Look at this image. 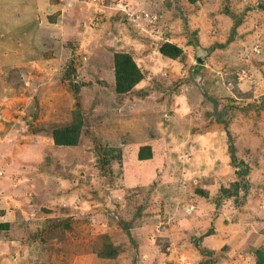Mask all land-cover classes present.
Here are the masks:
<instances>
[{
  "label": "rangeland",
  "instance_id": "obj_1",
  "mask_svg": "<svg viewBox=\"0 0 264 264\" xmlns=\"http://www.w3.org/2000/svg\"><path fill=\"white\" fill-rule=\"evenodd\" d=\"M193 39L221 47L200 64ZM116 53L144 73L130 92ZM263 99L264 0H0V162L29 170L0 264H200L196 240L212 264H257Z\"/></svg>",
  "mask_w": 264,
  "mask_h": 264
},
{
  "label": "trees",
  "instance_id": "obj_2",
  "mask_svg": "<svg viewBox=\"0 0 264 264\" xmlns=\"http://www.w3.org/2000/svg\"><path fill=\"white\" fill-rule=\"evenodd\" d=\"M194 1V0H192ZM184 17V15L182 14ZM233 26H232V34H236L238 27L241 25V18L239 16H233ZM160 52L162 55L169 57L171 59H175L179 56L181 49H179L176 45H173L171 43L166 42L162 45L160 48ZM114 62H115V72H116V82H117V90L120 93H126L130 92L132 88L138 84L144 77V73L140 70L132 56L128 53H116L114 56ZM206 98L209 100H212L214 104L217 106L218 101L213 97H210L209 95L205 94ZM264 104V99H263ZM216 117L218 121H221L225 124V127L227 129V122L223 119H220L219 111L216 109L215 111ZM72 131V135H67L65 137L66 131L62 132L60 135L62 139L55 135L54 142L56 145H76L77 144V138L79 134L78 127H74ZM229 134V132H228ZM229 136V135H228ZM231 140V136L229 137ZM234 144L230 143L229 146V152L231 153V160L232 163L238 167V176L241 179V186L245 188L246 192L248 190V183L246 182V178L249 175L250 169L246 166H242L241 162H239L235 155V148ZM219 205V202L218 204ZM123 228L125 229L128 236L131 238L132 241L133 235L131 233V227L127 223H123ZM9 225L7 224H0V229L8 228ZM213 234V230L210 229L207 233L202 234V239H204L207 236H210ZM195 246L199 249L201 254L204 257H208V259L202 261L200 264H212L213 262L210 260H213L211 257L213 256V251L204 249V247L199 244V240H196ZM258 256V260L256 261L257 264H264V254L260 253L259 251L256 253Z\"/></svg>",
  "mask_w": 264,
  "mask_h": 264
},
{
  "label": "crops",
  "instance_id": "obj_3",
  "mask_svg": "<svg viewBox=\"0 0 264 264\" xmlns=\"http://www.w3.org/2000/svg\"><path fill=\"white\" fill-rule=\"evenodd\" d=\"M11 140H12V142H10V146L15 147V145H13V142H14L13 140H15V139H11ZM0 158H2V157H0ZM21 165L22 164L16 163L12 160H5L4 162L3 161L0 162V176H2L1 178H4L6 180L7 179L11 180L10 185L7 187V185H8L7 182L4 181L3 179H0V182H1L0 183V210L1 211L5 210V208H6L5 198H10L11 203H12V201H14L15 204L18 203L19 197L17 196V192L22 190L21 187H18V182L26 183L25 186H29L28 182L25 181V179L23 178L24 176L28 175L29 170L24 169ZM23 165L28 166L26 163ZM1 172H2V175H1ZM6 177H8V178H6ZM32 178H35V177H32ZM14 179L16 181H13ZM5 185H6V187H5ZM26 190L28 191V188ZM1 207H2V209H1ZM15 215L19 219L16 216L10 214L9 212H3V213L1 212L0 213V220H2V221H0V224H7V225H9V227L13 228L14 225H16L17 220L23 219V217L20 215V213H16ZM3 217H6V219L3 220L2 219ZM4 230H7V229L4 228ZM210 236L205 237L204 241L207 238H209ZM0 241L2 243L5 242L2 240H0Z\"/></svg>",
  "mask_w": 264,
  "mask_h": 264
},
{
  "label": "water",
  "instance_id": "obj_4",
  "mask_svg": "<svg viewBox=\"0 0 264 264\" xmlns=\"http://www.w3.org/2000/svg\"><path fill=\"white\" fill-rule=\"evenodd\" d=\"M194 46L197 50V61L200 64H205L207 62L206 57L210 55L215 49L221 47L219 45H214L211 49H204L201 47L197 39H193Z\"/></svg>",
  "mask_w": 264,
  "mask_h": 264
},
{
  "label": "bare ground",
  "instance_id": "obj_5",
  "mask_svg": "<svg viewBox=\"0 0 264 264\" xmlns=\"http://www.w3.org/2000/svg\"><path fill=\"white\" fill-rule=\"evenodd\" d=\"M50 191V190H49Z\"/></svg>",
  "mask_w": 264,
  "mask_h": 264
}]
</instances>
